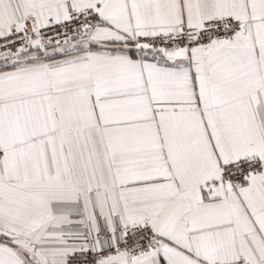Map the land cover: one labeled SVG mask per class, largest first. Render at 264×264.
Instances as JSON below:
<instances>
[{"label": "snow or ice", "instance_id": "6c2138e0", "mask_svg": "<svg viewBox=\"0 0 264 264\" xmlns=\"http://www.w3.org/2000/svg\"><path fill=\"white\" fill-rule=\"evenodd\" d=\"M0 264H264V0H0Z\"/></svg>", "mask_w": 264, "mask_h": 264}]
</instances>
